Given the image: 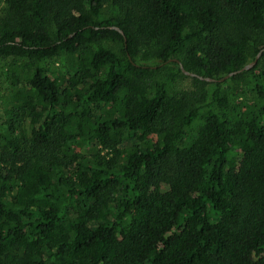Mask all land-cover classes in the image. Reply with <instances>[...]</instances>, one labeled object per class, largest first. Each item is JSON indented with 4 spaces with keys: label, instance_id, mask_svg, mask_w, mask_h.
Segmentation results:
<instances>
[{
    "label": "trees",
    "instance_id": "1",
    "mask_svg": "<svg viewBox=\"0 0 264 264\" xmlns=\"http://www.w3.org/2000/svg\"><path fill=\"white\" fill-rule=\"evenodd\" d=\"M1 4L0 264H264V0Z\"/></svg>",
    "mask_w": 264,
    "mask_h": 264
},
{
    "label": "rangeland",
    "instance_id": "2",
    "mask_svg": "<svg viewBox=\"0 0 264 264\" xmlns=\"http://www.w3.org/2000/svg\"><path fill=\"white\" fill-rule=\"evenodd\" d=\"M2 7H3V4H1L0 9ZM147 64L159 65L160 62H154L153 61V62H149ZM172 68H174V67H172ZM226 80H228V79H226ZM229 85L231 86L230 91L232 92L234 101L238 107H243L244 105L252 103L253 97L249 93L246 86L245 87L242 86L239 89H235L233 83H229ZM192 87H193L192 82L190 80L184 79L182 77H178V78H176L175 81L170 83V91H172V92H180L182 90L192 89ZM3 88H6V84L4 82H2V80L0 79V95L4 94ZM154 139H157V138H154ZM102 154H105V153L103 152Z\"/></svg>",
    "mask_w": 264,
    "mask_h": 264
},
{
    "label": "water",
    "instance_id": "3",
    "mask_svg": "<svg viewBox=\"0 0 264 264\" xmlns=\"http://www.w3.org/2000/svg\"><path fill=\"white\" fill-rule=\"evenodd\" d=\"M120 32L122 33V31H120ZM263 51H264V50H263ZM261 53H262V52H260V53L257 55L256 59H255L251 64L245 66L244 68H242L241 70H239V71H237V72H234V73H231V74L227 75L225 78H223V79H221V80H219V81H225L226 79L230 78L231 76H234V75H236V74L242 73V72H244V71H249V70H251V69L254 68L255 65L258 63V60H259V58H260V56H261ZM181 68H182V67H181ZM184 72H185V74H187V75L194 76V75H192V74H190V73H188V72H186V71H184ZM207 80H208V81H214V80H212V79H207Z\"/></svg>",
    "mask_w": 264,
    "mask_h": 264
}]
</instances>
